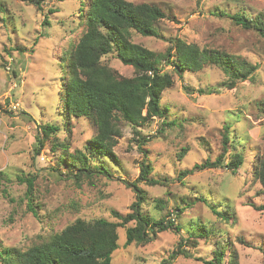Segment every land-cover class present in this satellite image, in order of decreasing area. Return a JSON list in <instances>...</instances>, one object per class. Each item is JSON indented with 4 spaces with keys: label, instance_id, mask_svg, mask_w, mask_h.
Segmentation results:
<instances>
[{
    "label": "rangeland",
    "instance_id": "rangeland-1",
    "mask_svg": "<svg viewBox=\"0 0 264 264\" xmlns=\"http://www.w3.org/2000/svg\"><path fill=\"white\" fill-rule=\"evenodd\" d=\"M127 1L156 5L166 16L157 24L159 38L133 31L134 43L157 54L172 48L175 56L174 41L180 39L244 60L257 70L231 89L219 66L207 64L179 77L175 64L162 62L161 69L174 76L173 87L161 98L165 118L139 127L117 122V162L104 161L110 178L97 174L77 180L58 164L62 149L52 148L56 138L69 145L70 153L84 151L96 134L93 121L64 112L60 93L62 68L83 31L70 21L87 10V2L51 0L39 11L21 0H0V171L7 178L0 186V248L26 250L78 219L116 222L113 211L122 215L134 211L137 195L129 185L136 184L144 192L143 215L153 221H175L181 234L163 231L149 243L126 246L127 228L136 226L131 222L118 229L119 248L112 264H161L180 249L181 238L188 240L186 255H178L171 264H208L216 244L223 241L224 264L232 254L238 264H264V211L252 206L264 205L262 187L253 178L258 155L264 160V38L233 19L236 14L251 19L264 15V0ZM103 61L124 77L135 75L114 54ZM47 126L60 131L45 138V146L39 148ZM227 135L224 167L180 178L195 165L219 161ZM143 139L149 141L140 146ZM233 154L243 156L235 174L226 168ZM143 164L150 165L148 178L159 185L139 179ZM20 178H34L38 218L27 210V184ZM213 209L230 214L219 217Z\"/></svg>",
    "mask_w": 264,
    "mask_h": 264
},
{
    "label": "trees",
    "instance_id": "trees-1",
    "mask_svg": "<svg viewBox=\"0 0 264 264\" xmlns=\"http://www.w3.org/2000/svg\"><path fill=\"white\" fill-rule=\"evenodd\" d=\"M21 1L42 11L44 4L51 0ZM86 2L87 10L70 21L72 24H80L83 31L77 43L73 44L68 61L62 68L64 75L60 93L64 112L70 117L93 121L96 134L84 147V151L77 149L70 153L69 145L56 138L52 148L55 152L62 149L63 152L57 156L58 164L64 166L68 176L77 180L92 178L97 174L110 178L104 161L108 160L115 164L117 162L114 152L120 136L117 122L124 121L139 127L153 118H165V113L161 109V98L166 90L173 87L174 76L161 69L162 62L168 64L171 61L175 64L174 72L179 77H182L184 71H200L207 64L219 66L229 77L231 89L235 84L251 79L257 70L256 66L244 60H238L225 53H210L208 50H201L197 45L185 44L180 39L174 41L175 56L172 55V48L165 54H157L134 43L131 38L133 31L143 37H160L157 24L166 16L156 5L146 3L136 5L127 0ZM54 12L50 10V13ZM247 18L240 14L233 17L238 25L245 29H255L264 38V15L255 19ZM46 22L47 18L44 19V23ZM113 54L123 65L134 69L135 75L132 78L122 76L104 63L103 59ZM59 131L60 129L55 126L44 128V138L38 140L39 148L45 146V138L49 139ZM148 141L143 139L140 146L147 144ZM229 143L227 135L224 137L223 155L219 161L195 165L191 170L184 171L180 178L206 169L224 167L222 160ZM257 158L253 178L260 183L264 195V160L259 155ZM229 162L226 168L235 174L243 164V156L233 154ZM55 171L62 176L60 170ZM150 173V165L143 164L139 179L151 186L159 185V181L148 178ZM6 180L4 171H0V186ZM20 181L27 184L25 194L27 210L38 218L40 214L39 205H36L34 200L36 191L34 178H20ZM129 186L134 188L137 195L132 213L122 215L113 211L116 222L107 219L93 221L78 219L62 231L41 238L25 248L26 250L1 247L0 264H112L113 254L119 248L118 229L125 228L131 222H135L136 226L127 228L126 246L133 243H149L163 231L173 230L181 234V228L175 221L147 219L141 211V206L145 202L143 190L136 184ZM10 201L13 202L14 199ZM252 206L257 211H264V205ZM213 212L223 218L230 214L229 211L221 214L215 209ZM181 240L180 249L161 264H171L178 255H186L184 246L188 240L183 238ZM226 249L225 241L218 242L213 260L208 264L226 263ZM229 257L227 264H238L235 254Z\"/></svg>",
    "mask_w": 264,
    "mask_h": 264
}]
</instances>
